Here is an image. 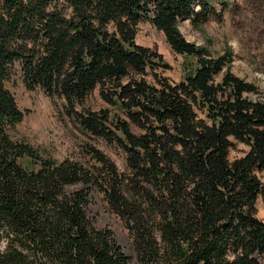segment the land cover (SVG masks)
I'll list each match as a JSON object with an SVG mask.
<instances>
[{
  "label": "trees",
  "instance_id": "trees-1",
  "mask_svg": "<svg viewBox=\"0 0 264 264\" xmlns=\"http://www.w3.org/2000/svg\"><path fill=\"white\" fill-rule=\"evenodd\" d=\"M212 11V0H0V264H264V98L231 71V49L181 31ZM148 20L185 56L179 82L137 41ZM19 72L124 167L90 140L56 159L16 139ZM94 91L104 106L87 104ZM238 143L249 149L231 159ZM98 195L136 257L94 223Z\"/></svg>",
  "mask_w": 264,
  "mask_h": 264
},
{
  "label": "rangeland",
  "instance_id": "rangeland-1",
  "mask_svg": "<svg viewBox=\"0 0 264 264\" xmlns=\"http://www.w3.org/2000/svg\"><path fill=\"white\" fill-rule=\"evenodd\" d=\"M212 5L213 11L200 27L194 26L190 20L181 23L183 35L191 42L209 46L216 54L231 49L234 52L231 71L257 86L259 91L252 97L264 98V0H212ZM137 36L140 44L158 50L165 62L170 64L168 68L160 70L163 76L174 83L183 79L189 71L186 58L172 50L164 32L148 20L140 24ZM17 69L21 71L19 65ZM9 86L21 110L25 111L23 121L12 131L16 139L26 140L45 156L56 159L81 156L82 144L90 140L124 167L122 153L106 145L103 140L88 137L70 119L62 100L48 96L40 87L30 90L20 72ZM87 104L92 108L104 106L97 91L87 99ZM248 149L244 143H238L231 150L230 158L236 159ZM257 204V215L264 220V199L260 197ZM91 209L96 226L113 230L124 251L136 257L128 228L107 207L100 195Z\"/></svg>",
  "mask_w": 264,
  "mask_h": 264
}]
</instances>
